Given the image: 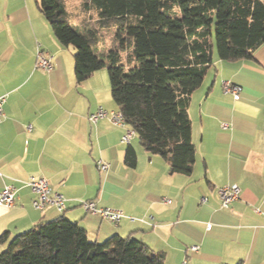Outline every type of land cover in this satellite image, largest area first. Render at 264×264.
<instances>
[{
	"label": "crops",
	"instance_id": "obj_1",
	"mask_svg": "<svg viewBox=\"0 0 264 264\" xmlns=\"http://www.w3.org/2000/svg\"><path fill=\"white\" fill-rule=\"evenodd\" d=\"M73 1L78 10L80 0ZM38 52L52 57L50 71L36 68ZM108 79L102 68L77 83L74 49L55 39L35 1L0 0V191L14 188L13 207L0 206V237L7 236L0 251L34 225L64 217L92 242L136 239L162 255L163 264H264V47L248 60L213 54L187 111L195 148L189 175H170L165 160L144 151L135 133L123 143L128 125L88 121L100 108L118 111ZM222 82L238 85L240 99L224 94ZM128 147L136 153L133 168L124 163ZM98 160L109 170H98ZM31 177L46 178L66 209L35 210L26 185ZM233 184L239 198L222 209L219 189ZM82 201L124 217L114 225L90 216Z\"/></svg>",
	"mask_w": 264,
	"mask_h": 264
},
{
	"label": "trees",
	"instance_id": "obj_2",
	"mask_svg": "<svg viewBox=\"0 0 264 264\" xmlns=\"http://www.w3.org/2000/svg\"><path fill=\"white\" fill-rule=\"evenodd\" d=\"M34 1L55 39L74 49L76 82L106 67L117 110L142 149L165 160L170 175L191 173L195 148L187 111L213 54L226 62L248 60L264 47V0H80L75 14L68 13L65 0ZM109 30L116 41L104 54L98 51L101 32ZM124 163L136 165L131 147ZM6 239V234L0 237ZM163 260L131 237L92 242L64 217L34 225L0 251V264Z\"/></svg>",
	"mask_w": 264,
	"mask_h": 264
},
{
	"label": "built area",
	"instance_id": "obj_3",
	"mask_svg": "<svg viewBox=\"0 0 264 264\" xmlns=\"http://www.w3.org/2000/svg\"><path fill=\"white\" fill-rule=\"evenodd\" d=\"M36 68L44 72H48L52 69V57L44 52H38L36 55ZM222 91L224 94L232 95L234 100L240 99L241 88L230 82H222ZM5 101V96H0V122L2 121L4 114L2 105ZM88 121L92 124H96L100 120L107 119L112 126L125 127L127 124L124 117L119 111L107 112L103 109H98L96 112L88 115ZM222 128L226 127V124L221 125ZM134 134L132 129L126 131L122 136L121 141L125 144L129 143L130 137ZM96 167L100 171H108L110 166L98 160ZM31 192L36 196V199L32 202V206L35 210L41 211L46 206H53L59 212H63L66 209V199L59 193L53 192L49 186V182L44 177L29 178L26 182ZM219 199L222 209H227L233 202H235L240 195V188L237 185H228L219 189ZM14 205V188L12 186H5L0 191V206L4 208H12ZM84 212L93 217H100L103 220L109 221L112 224H118L124 217L123 213L119 210L99 207L94 201H82L80 202ZM210 228V225L207 226ZM190 251L195 252L196 246H191ZM181 264H186L183 261Z\"/></svg>",
	"mask_w": 264,
	"mask_h": 264
},
{
	"label": "rangeland",
	"instance_id": "obj_4",
	"mask_svg": "<svg viewBox=\"0 0 264 264\" xmlns=\"http://www.w3.org/2000/svg\"><path fill=\"white\" fill-rule=\"evenodd\" d=\"M70 12H72V14L76 12V10L73 7L74 1H70ZM74 20H76L75 18H73ZM75 23V22H74ZM101 41L99 43V47H98V51L101 53H107L109 52L111 49L114 48V42L116 41V33L114 32V30H109V31H102L101 32ZM124 55V52L122 53V56ZM104 70H107V68L105 67ZM109 80V79H108ZM102 243V242H101Z\"/></svg>",
	"mask_w": 264,
	"mask_h": 264
}]
</instances>
